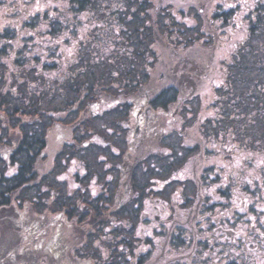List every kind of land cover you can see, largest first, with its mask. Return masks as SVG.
Returning a JSON list of instances; mask_svg holds the SVG:
<instances>
[{"label": "trees", "instance_id": "16d2710c", "mask_svg": "<svg viewBox=\"0 0 264 264\" xmlns=\"http://www.w3.org/2000/svg\"><path fill=\"white\" fill-rule=\"evenodd\" d=\"M213 1H189L184 15L175 9L181 0H0V225L7 224L0 229V264H28L6 261L17 249L34 264L89 258L132 264L121 247L130 258L136 254L154 179L196 151L185 148L183 161L175 160L182 139L167 126L179 113L185 118L188 107L202 109L196 85L224 38L214 19L231 25L234 13L220 7L225 0ZM248 17L243 39L223 64L214 117L201 131L264 155V3ZM103 102L111 107L95 112ZM139 112L152 113L142 137L151 149L168 147L167 155L150 149L140 158L128 146ZM124 131L119 167H106L117 157L110 141ZM70 160L82 162L85 172L68 191L58 176ZM93 179L103 187L96 198L86 190ZM63 227L74 229L68 239ZM95 242L107 248L105 259ZM138 257L137 264H146Z\"/></svg>", "mask_w": 264, "mask_h": 264}, {"label": "flooded vegetation", "instance_id": "af4514ba", "mask_svg": "<svg viewBox=\"0 0 264 264\" xmlns=\"http://www.w3.org/2000/svg\"><path fill=\"white\" fill-rule=\"evenodd\" d=\"M221 140L220 154L206 155L204 147H199L198 154L189 155V159L196 158L192 161L199 164L198 169L186 164L180 167L184 169L172 171L175 176H170L172 185L165 200L164 184L155 191L154 207L141 220L154 225L148 230L154 237V264H264V197L247 202L242 196L248 197L252 191L242 187L237 159L241 146L228 137ZM228 141L231 146L225 147ZM232 150L237 152L236 161L231 159ZM208 157L219 163L205 169L204 158ZM126 259L132 264L139 260L128 253Z\"/></svg>", "mask_w": 264, "mask_h": 264}, {"label": "rangeland", "instance_id": "374dc122", "mask_svg": "<svg viewBox=\"0 0 264 264\" xmlns=\"http://www.w3.org/2000/svg\"><path fill=\"white\" fill-rule=\"evenodd\" d=\"M189 1H192V0H187L186 2L185 0H181V2H179L180 5H176V8H175V9H178L177 13L182 11L184 15L188 14ZM213 3L215 5L221 4V0H214ZM259 3H264V0H225L222 6L220 5V7H223V8H228V7L232 8L234 10V13L232 15L231 25H225V26L219 25L220 24L219 19H214L218 21L217 25L213 26L214 30H216L218 34L221 33L219 34V36L224 37V38H222L221 42L218 43L213 53V59L211 61V65L207 69L206 77L203 78L204 81H201L199 84L196 85L197 86L195 89L196 94L195 93L194 94L196 98H198V100L200 101V105L202 109L199 112L194 113L193 112L194 110L192 108H190L189 110V107H188L185 118L181 116V113H179L176 116L175 121L171 122V124H168L167 126L168 132H173L174 138H177V136L180 135V138L182 139L181 141L182 148L178 149V152H177V155L180 154V157H178L177 155H174V152L172 153L175 156V160L183 161V158L185 157V151H184L185 148H189L191 151L196 149L195 154H198L200 152L199 147L201 148L204 147L203 153L206 155H211V153L213 152L220 154L221 151L223 150V142L221 140L222 138H224L223 135L220 132H217V134H214L213 131L212 132L208 131V133L205 132L204 134L201 131V123L206 119H210L214 117L215 113L210 106L212 105L211 103L215 100V97H216L215 90L216 89L219 90L220 86L224 83L223 64L224 62H227L229 60L228 57H229L230 51L233 50L237 46L236 44H238V42L243 39L245 35L246 23L249 18L248 17L249 12L255 9V7ZM212 10H215V9L212 8ZM205 20H211V16H208ZM184 21L187 22V24L189 23V19H187L186 21V17H184ZM188 25H191V24H188ZM110 107L111 105L109 103L103 102V103L97 104L94 110L95 112L101 114L104 111L108 110ZM142 114H143L142 112L137 113V118L142 116ZM151 116H152V113L150 114L149 112H146L145 114H143L142 116L143 118L141 117L140 120H138L136 117H134L133 119V123L137 119L138 121L137 123L139 126L135 134L133 135L132 141H129L128 146L133 148V152L136 150L134 154L138 155L140 158L143 157L142 155L145 152L147 151L149 152L153 145V144L151 145L148 140H145L142 137L143 129L145 125L147 124V122L149 121V119L151 118ZM233 116L239 119L240 114L236 113ZM158 117L159 116H156V118ZM129 125H131V122ZM160 126L162 127L163 124L161 123ZM111 131L114 132L112 129ZM122 136H123L122 139L119 138L117 140L115 139L114 141L112 140L113 142L110 141V144H109L110 151H113V153L117 155V157L113 160H110V163L108 162V165L107 164L105 165L106 167H114V166L119 167L118 156L121 154L122 149L124 147L125 136H126L125 131L122 132ZM203 138L207 140L205 141V143L204 141H202ZM93 140L97 144H102L103 142V139L99 137L98 135H95L93 137ZM115 141H117L116 144L118 143L120 144L115 145L114 143ZM169 142H172V141H169ZM228 146H231V141H228V145L225 147H228ZM151 151H152L151 153H156L160 156H164V155H167V153L169 152V149L168 147L163 146V147H158V148H152ZM235 154H237V152L234 153L232 150L231 155L233 157L231 159L234 161H236L234 157ZM238 154L239 155L237 156V159L241 162L242 187H245L248 190L252 191L251 195H247L248 197H245V194H243L242 196L244 198H247L246 199L247 202L257 197L258 198L264 197V155L259 152L248 151L244 148H242L241 151L238 152ZM189 155L190 154H188L187 160L183 164H181L180 167L186 164L189 167H193V164H194V169H198L199 164L196 161L193 162L194 161L193 159H196V158L191 157L189 159L188 158ZM204 159H205L204 160L205 169H208L207 166L209 165L215 166L219 163L218 159L214 157H210V158L208 157ZM229 164L232 165V161H230ZM182 169L184 168H181L180 170ZM172 171L170 170L166 174V178L163 176L162 178L156 177L154 179L155 184L152 186L151 191L153 192L158 191L159 187L165 184L166 180H168L170 176L171 178H173L175 174H173ZM84 172H85L84 164L82 162L78 160H70L66 162L65 168L59 174L58 179L66 184L68 191H71L77 186L76 176L78 175L82 176ZM176 177L180 178L177 175ZM102 188H103L102 184H100L98 179L91 180L89 184L86 186V190L88 191L89 195L93 198H96L97 195L102 193V190H103ZM156 196L157 195L153 196L149 200L147 209H153L154 197ZM147 209L145 210V213ZM216 211H218V208L216 209ZM243 212H245L244 209H243ZM184 216H187V213ZM23 227L24 226L21 227L22 230H23ZM32 227H33L32 225H29V228H32ZM6 228H7V224L3 223L0 225L1 230L2 229L5 230ZM152 228H154V225L152 223L141 224V226L139 227V233L137 234V237H139L138 238L139 241L135 242V245L137 246V251L135 255L131 256L133 257L132 259H135V261L139 259L138 256H141V259L143 261H146L145 262L146 264H154V261H155V258L153 256L154 248L149 243L150 241H154V237L153 235L150 236L149 235L150 232L148 231V230H151ZM1 230H0V233H1ZM63 231H64L63 235L67 239L70 236H72L74 233V229L69 228V227H65ZM109 237L111 238V235H109ZM22 239L23 238H21V240ZM94 244H95L96 250H98L101 253L102 258L105 259L104 257L106 255H109L107 254V248L105 246H102L100 242H95ZM148 246H150L149 248L150 251L148 250ZM121 249L124 252L123 256L127 257V253L129 254L127 249L122 248V247ZM17 250L16 251L14 250L15 251L14 253L11 252V254H8L6 261L11 260L13 262L14 260H18L17 262L26 261V263L28 264H34L33 261L30 259L31 258L30 256L22 255L21 257H19L18 255H16L15 253L17 252ZM90 253H92V251H90ZM43 262L44 264H50L49 260L47 261L46 259H44ZM65 262H67V264H73V261L70 262L69 260L68 261L66 260ZM100 262H101L100 259L97 260V263H100ZM97 263H95L94 260L89 258L88 260H84V262L83 260H80L78 261V263H74V264H97Z\"/></svg>", "mask_w": 264, "mask_h": 264}]
</instances>
